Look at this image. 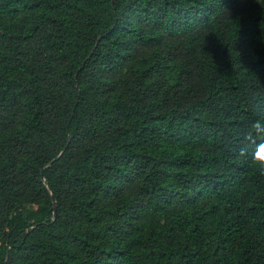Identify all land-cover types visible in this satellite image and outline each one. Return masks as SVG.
Masks as SVG:
<instances>
[{
  "label": "trees",
  "instance_id": "1",
  "mask_svg": "<svg viewBox=\"0 0 264 264\" xmlns=\"http://www.w3.org/2000/svg\"><path fill=\"white\" fill-rule=\"evenodd\" d=\"M0 264H264V0H0Z\"/></svg>",
  "mask_w": 264,
  "mask_h": 264
},
{
  "label": "clouds",
  "instance_id": "2",
  "mask_svg": "<svg viewBox=\"0 0 264 264\" xmlns=\"http://www.w3.org/2000/svg\"><path fill=\"white\" fill-rule=\"evenodd\" d=\"M259 122H257V124H258ZM254 127H255V125H254ZM259 130V129H258Z\"/></svg>",
  "mask_w": 264,
  "mask_h": 264
}]
</instances>
